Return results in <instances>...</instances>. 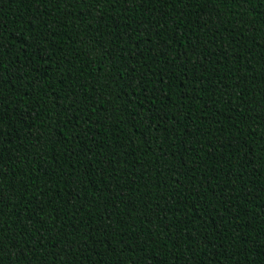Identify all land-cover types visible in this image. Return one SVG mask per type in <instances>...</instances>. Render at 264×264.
I'll list each match as a JSON object with an SVG mask.
<instances>
[{"label":"trees","instance_id":"16d2710c","mask_svg":"<svg viewBox=\"0 0 264 264\" xmlns=\"http://www.w3.org/2000/svg\"><path fill=\"white\" fill-rule=\"evenodd\" d=\"M0 264H264V0H0Z\"/></svg>","mask_w":264,"mask_h":264}]
</instances>
